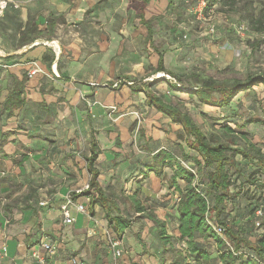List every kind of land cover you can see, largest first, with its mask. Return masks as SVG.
I'll list each match as a JSON object with an SVG mask.
<instances>
[{
  "label": "rangeland",
  "instance_id": "obj_1",
  "mask_svg": "<svg viewBox=\"0 0 264 264\" xmlns=\"http://www.w3.org/2000/svg\"><path fill=\"white\" fill-rule=\"evenodd\" d=\"M131 1L99 0L86 10L85 16L81 20H72L68 23L70 27L67 28V31L69 29L79 34L77 42L91 46L97 44V47L100 46L104 49L100 53L98 65L93 66L89 62L86 64V70L93 74L88 82L98 91V98L107 102L111 97H117L119 101V97L124 99L128 94L143 97V94H146L143 87L150 84L153 79L161 77L177 83L174 78L165 73L150 75L156 62L152 66L149 61L152 57H158V53H162L164 66L182 77V82L177 83L182 87V91L168 90L166 83L161 82L156 86H151V90L156 95L163 97L164 101L178 106L182 111H187L202 126L203 130L208 131L209 135H219L218 131L222 123L230 122L238 135L244 133L247 139L264 152V89L262 86L239 93L232 99L229 106L224 108L199 104L194 97H190L185 92V90L193 89L191 80L185 75L194 70L203 71L204 74L219 81L243 80L247 76L264 74V32L253 31L251 26L254 23H250L249 19L250 16L253 17V20L264 19V0H236L233 8L221 2L207 7L209 0H173L171 6H168L166 0H150L144 11L145 17L151 19L153 35L150 42L146 41V29L139 24L137 14L130 6ZM73 66L74 70L78 65L74 64ZM58 75L61 76V73L59 72ZM73 78L77 79L76 76ZM129 80H133L134 86L140 87L142 92H131L129 86L132 81ZM214 98H217V95H214ZM91 100H88L90 103L87 104L81 99V113L77 112L78 105H72L67 115L59 116L58 112L55 116L50 115L51 119L49 120L52 123L44 133L50 136L47 139L53 147H51L52 154L57 155L58 160L52 164V168H49V163L41 166L37 163L33 164L36 169L41 170L40 174L45 177V188L41 191V195L37 194V198L31 201L34 208L48 207L46 210H50L52 207L56 208L55 205L60 202L59 200L64 202L67 197L73 203H77L79 200V203L87 205L88 212L94 219L88 229H83V226L79 227V222L63 225L66 228L64 241L69 249V254L61 258L58 255L53 261L58 264L77 257L81 264H159L163 256L164 263L169 264L172 256L170 253L162 255L161 245L157 243L154 236L155 227L150 220L134 216L130 211L132 227L126 232V239L122 241L109 227L103 211L99 209V212H96L90 208L88 195L81 196L76 200L73 197V193H78L77 190L83 189L89 181L86 176L90 177L83 169L85 158L90 154L91 143H96L93 131L88 133L85 128L86 119L91 118L89 112L93 106ZM41 101L45 103L42 105L43 110L46 106L56 110L61 107L58 104L61 101L55 95H47ZM104 102L102 104H105ZM140 105H129L126 108L121 107V104H114L115 108L105 106L103 116L98 118L99 122L105 121L114 125L115 120L119 121L124 114L128 117L136 115L132 111L128 112L131 107L134 108L131 110L140 113ZM152 116L151 111L147 110V113L137 118L141 124H137L134 128L135 132H132L135 141L140 136V128L144 130V136L141 137L146 141L151 125L161 127V124H157L158 122L153 120ZM256 119L261 122L245 124L246 121ZM112 132L118 133V129L115 128V131L113 129ZM106 138L108 137L106 136ZM140 144L145 149L143 141ZM237 144L240 146L242 142L238 141ZM136 146L143 150L139 142L136 143ZM175 152L180 154V150L177 148ZM237 159L240 161L238 167L242 176H236V173L232 175L233 190L237 191L238 189L241 193L231 207L234 210L233 214L241 222L244 216L248 217V214L252 213L255 204L264 203V189L261 188V184L264 183V172L256 174L257 181L255 190L252 192L251 185L246 182V179L252 178L249 174L253 168H247L246 162L239 156ZM182 164L190 165L185 162ZM16 171L19 172L20 169L14 168L13 172ZM230 171L233 172L234 169ZM158 195L153 196L149 205L153 207L157 217L167 221V233L173 234L176 224L174 200L167 198V195ZM42 201H46L47 204L40 205ZM126 207L129 209L128 203H126ZM6 218L8 219L7 223H0L3 233V238H1L3 241L0 245L10 241L9 235L12 234H9L7 229L14 230V227L10 226L13 221L8 216ZM241 224L245 234L252 241L262 235L251 222L244 220ZM38 225H35L31 230L32 233L29 236L32 239L28 242L35 243L34 240L37 242L39 235H42V230L39 229L41 226ZM78 233H80L78 237L71 238ZM136 234L143 242L145 241L144 245L139 244ZM116 239L120 241L119 247L122 248L123 253L118 258L114 257L112 248V243ZM133 242L142 247V250L138 248V254H146L148 263L136 260L138 259L136 258L137 254L133 256L135 260L132 262L130 255ZM202 244L211 254V264H221L219 260L213 261L217 258L214 243L203 240ZM175 246L181 247L177 243ZM37 249L41 251L40 248ZM27 253L28 251L20 261L14 260L11 255H7V250L4 252L1 249L0 264H22L25 260L30 261L28 257L32 259L31 252Z\"/></svg>",
  "mask_w": 264,
  "mask_h": 264
},
{
  "label": "crops",
  "instance_id": "obj_2",
  "mask_svg": "<svg viewBox=\"0 0 264 264\" xmlns=\"http://www.w3.org/2000/svg\"><path fill=\"white\" fill-rule=\"evenodd\" d=\"M14 1L18 4V7L15 8L13 4H10L4 14L0 16V102L7 94L6 83L10 79V75L21 78L30 68L32 62H35L41 71L28 81L26 91L28 102L22 108L16 110L14 115L7 121L6 128L15 130L16 138L20 141V145L17 147L18 154L14 159H18L21 155H27L28 158L20 167L19 172H13L15 167L12 165V157L0 158V223H7L6 216H8L13 221L10 226L14 227V230L7 229V232L12 235H9L10 241L8 240L5 244L0 245V250L2 247H6L7 255H11L14 260L21 261L26 256L27 251V254H30L33 250H37L42 235H50L59 242L58 255L61 258L69 254V249L64 241L66 228L63 226L60 212V205L63 202L59 200L60 202L55 205L56 208L52 207L50 210H46L48 207L38 209L31 205V201L37 198V194L41 195V191L45 188V177L40 174V169L34 167L35 163L39 166L49 163V168H52V164L58 160L57 155L52 154L53 147L47 139L50 136L44 133L47 132L52 123L49 120L51 119L50 115L55 116L56 112L59 116L67 115L72 105H78L77 112L81 113V99L87 104L90 103L88 100L92 99L93 106L89 110L91 118L86 119L85 128L88 133L93 131L98 145L95 149L100 151L95 164V167L99 170L98 183L104 191L113 192L117 195H131L139 188V198L141 200L148 199L149 203L154 195L157 196L160 193L158 196L167 195V198L174 200L173 204L175 205L177 194L171 193L166 185L153 173L143 180L138 176L141 161L148 159L151 155L148 150L168 149L176 151V148L179 149V145H182L185 150L187 148L182 141L177 139V135L181 133L180 125L171 123L169 118L149 107L145 102L147 93L145 95L142 93L143 97L128 94L124 99L119 97V101L117 97H111L109 101L104 102L98 98L96 88L91 87L92 84H89L88 79H91L93 74L86 70V64L89 62L93 66L98 65L101 57L100 53L104 49L100 46L97 47V44L91 46L77 42L79 34L69 29L67 31V28L70 27L68 25L70 21L81 20L85 16L86 10L99 0ZM30 16L35 18L39 29L45 31H47L48 20L50 18L55 19L53 31L51 34L41 35L31 44L19 47L20 32ZM74 37L75 40H73ZM36 45L39 46L30 50ZM51 45L58 48L59 54ZM41 56L49 58L50 61H42ZM10 57H13V59L6 61ZM157 59L158 57H152L149 61L150 64L154 66ZM23 60L28 61L21 63ZM74 64L78 66L73 70ZM52 69L57 73L60 72L61 76L54 77ZM74 76L77 77L76 80L73 78ZM70 94L71 96H69ZM47 95L57 96L61 101L58 103L61 107L57 110L53 107H48L46 110L39 109L37 104ZM102 102L105 104H102ZM114 104H121V107L125 108L129 105L141 104L139 109L141 112L133 111L131 109L134 108L131 107L128 112L132 111L133 114H136L135 116L128 117L124 114L119 121L115 120L114 125L105 121L100 123L98 118L103 116L105 111L103 108L105 106L115 108ZM147 110L151 111L153 120L157 121V124H161V127L153 126L151 130H148L150 133H148L146 141L141 136L135 141L132 134L135 130H132V126L135 122L136 125H139L140 122L137 118L147 113ZM115 128L118 129V133L112 132L113 129L115 131ZM116 137L119 138L121 143L119 146L115 144ZM131 140L132 144L128 146ZM142 141L145 149L140 144ZM137 142L143 150L136 146ZM15 150L16 147L12 144L4 148L7 155H12ZM83 171H86L85 164ZM86 173L88 172L86 171ZM88 178L86 176V179ZM77 202L79 203V200ZM99 209L98 206H94V211L99 212ZM71 210L76 218L75 222H79V227L83 226V229H88L93 224L94 219L90 214L89 216L77 214L73 208ZM79 218L82 220L80 221ZM37 224H39V227L41 226L39 229L42 230V235H39L37 242L33 239L35 243H30L28 240H31L32 237L29 234L32 233L31 230ZM173 231L177 234V231ZM126 232L121 238L122 241L126 239ZM2 234L0 228V243L3 241L1 240L3 238ZM79 234L71 236V238H76ZM146 246L148 247V245ZM138 248L142 250L138 243L133 242L130 255L132 262L135 260L133 256L137 254L136 258L138 259L136 260L148 263L147 255L138 254ZM28 259L30 261L25 260L22 264H38L33 261L34 258L28 257ZM216 260L219 259L216 258L213 261ZM52 261L50 264H55ZM64 263H69V261L66 260L58 264Z\"/></svg>",
  "mask_w": 264,
  "mask_h": 264
},
{
  "label": "trees",
  "instance_id": "obj_3",
  "mask_svg": "<svg viewBox=\"0 0 264 264\" xmlns=\"http://www.w3.org/2000/svg\"><path fill=\"white\" fill-rule=\"evenodd\" d=\"M149 1L132 0L130 6L134 8L139 24L146 29V41L150 42L153 35L151 19L146 18L144 15ZM166 1L168 6L173 4V0ZM216 2H221L233 8L236 0H209L207 7L214 5ZM249 19L250 23H254L251 26L253 31L264 32V19L260 21L258 19L253 20L252 16ZM54 20L52 18L48 20L47 31H45L39 29L34 17H28L23 30L20 32L18 46L31 44L43 34H51L55 25ZM38 46H33L30 50ZM12 59L13 57H10L6 61ZM40 59L44 62L50 61L49 58L44 56H41ZM27 61L23 60L21 63ZM156 73L168 74L177 83L182 82L180 75L164 66L162 53H158L156 66L153 67L150 75ZM185 77L189 78L193 84L191 85L193 89L185 90V92L190 97H194L199 104L209 107L224 108L229 106L232 99L239 93L253 90L258 86H262L264 89V74L247 76L243 80L219 81L204 74L203 71L194 70L187 73ZM28 81L27 71L21 78L10 75V79L6 83L7 94L0 102V158L12 157V165L16 169H20L28 157L27 155H21L18 159H14L18 154L17 147L20 145V141L16 138V131L7 129L6 126L8 119L14 115V112L28 102L26 97ZM129 81H132L129 86L131 92H142L140 87L134 86L133 80ZM161 82L166 83L168 90L182 91V87L178 86L177 83H173L164 77L153 79L150 84L143 87L147 93L145 102L156 112L169 118L171 123L180 125L181 133L177 135V139L185 144L187 150L182 145H179L178 149L180 154L168 149L155 151L147 149L151 155L148 159L141 161L138 176L143 180L153 173L166 185L171 193L177 194V201L174 205L176 221L174 230L177 231V234L167 233V221L157 217L153 207L149 205L148 199L141 200L139 198V188L131 195H117L101 188L97 180L99 170L95 167L100 151L95 149V142L91 143L90 154L85 158V169L90 175L89 188L80 193H73L74 199L88 195L90 197L88 203L90 208L93 210L94 206H98L103 211L105 220L118 239H121L125 232L132 227L133 221L130 211L134 216L150 220L155 227L154 236L157 243L161 245L162 255L170 253L172 256L169 264H211V254L202 244L203 240L214 243L215 255L221 264H263V235L252 241L245 234L241 222L245 220L251 222L254 226L256 208L264 203L255 204L252 213L248 214V217L244 216L241 222L233 214L234 210L231 205L241 193L238 189L237 191L233 190L234 179H232V175L236 173V176H242L238 167L240 161L237 156L246 162L247 168H253V171L249 174L252 178L246 179L253 192L257 181L256 174L264 172V152L247 139L244 133L238 135L230 122L222 123L218 131L219 135H209L208 131L203 130L202 126L187 111H182L178 106L164 101L163 97L156 95L151 90V86H156ZM214 95H217V98H214ZM39 104L41 102L37 104L38 108L42 109V105L45 103ZM46 109H48L47 106ZM254 122L261 121L256 119L246 121L245 124ZM135 125L136 122L133 124L132 130ZM139 130L140 136H144V130L142 128ZM238 141L242 142V145L239 146ZM11 144L16 147V150L12 155H7L4 148ZM115 144L116 146L121 145L118 137H116ZM131 144L132 140L128 143V146H131ZM184 162L190 165L185 166L182 164ZM231 169H234V171H230ZM261 188L264 189V183L261 184ZM126 203L129 204V209L126 207ZM125 212L126 214H124ZM207 219L223 227V238L215 233L208 224ZM262 223L264 224V215ZM136 237L139 239V244L144 245L138 234H136ZM175 243L181 245V247H176ZM159 264H166L163 256Z\"/></svg>",
  "mask_w": 264,
  "mask_h": 264
},
{
  "label": "built area",
  "instance_id": "obj_4",
  "mask_svg": "<svg viewBox=\"0 0 264 264\" xmlns=\"http://www.w3.org/2000/svg\"><path fill=\"white\" fill-rule=\"evenodd\" d=\"M13 4L15 8L18 7V4L15 3L14 0H0V16H2L7 9V7ZM40 68L35 62H32L30 68L27 70V76L29 78H32L36 74L40 73ZM52 73L54 77L58 78L59 75L57 72H55L52 69ZM89 188L88 182L84 185L83 189L77 190L78 193H80L83 190H86ZM47 204L46 201L40 202V205L45 206ZM71 208L74 209L75 213L77 214H84L89 216V212L86 206H84L82 203H73L71 200L67 197H65L64 202L60 205V212H61V219L64 225H71L75 222L76 218L72 213ZM264 215V205H259L258 208H256L255 211V220H254V226L257 230L260 231V234L264 237V224L262 223V217ZM208 224L213 228L215 233L219 235L220 237H224V229L222 226L216 224L214 221L207 219ZM120 246V241L115 240L112 243L113 248V255L114 257H121L122 256V248ZM38 248H40L41 251L33 250L31 253L32 258L36 260L38 264H50L53 259L58 255L59 251V242L57 239H54L47 235H42L38 242ZM4 252L6 250V247L1 248ZM239 253V252H238ZM69 264H81L80 260L77 257H73L69 260ZM264 264V263H263Z\"/></svg>",
  "mask_w": 264,
  "mask_h": 264
},
{
  "label": "bare ground",
  "instance_id": "obj_5",
  "mask_svg": "<svg viewBox=\"0 0 264 264\" xmlns=\"http://www.w3.org/2000/svg\"><path fill=\"white\" fill-rule=\"evenodd\" d=\"M52 47H54V49L57 51V53L59 54L58 48H56L54 45H51Z\"/></svg>",
  "mask_w": 264,
  "mask_h": 264
}]
</instances>
